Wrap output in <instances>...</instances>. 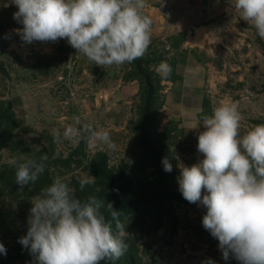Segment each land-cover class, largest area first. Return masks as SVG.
Here are the masks:
<instances>
[{
	"label": "rangeland",
	"instance_id": "374dc122",
	"mask_svg": "<svg viewBox=\"0 0 264 264\" xmlns=\"http://www.w3.org/2000/svg\"><path fill=\"white\" fill-rule=\"evenodd\" d=\"M17 6L0 0V243L6 255L0 264H35V257L18 239L26 234L31 200L54 178L61 177L83 199L94 194L118 213L127 244L124 254L100 264H239L223 260L218 240L202 226L206 208L185 200L179 191V166L198 163L203 154L187 142L176 123L161 126V61L173 66V54L158 44L131 63L99 66L77 52L66 39L25 44L14 31ZM212 79L205 106L210 114L223 101L235 102L241 114L240 132L264 122V39L244 25L237 45L222 48L207 61ZM139 74L143 81L130 80ZM150 81L147 88L145 81ZM150 104L144 128L143 109ZM79 118L109 132L114 148L67 140L63 130ZM53 130L61 136L54 139ZM145 144L147 146H145ZM157 151L173 168L161 173ZM47 156L45 171L36 182L21 187L9 160H39ZM95 182L80 190L78 178ZM203 195V191H202ZM113 233L116 220L110 216Z\"/></svg>",
	"mask_w": 264,
	"mask_h": 264
},
{
	"label": "clouds",
	"instance_id": "9594fccd",
	"mask_svg": "<svg viewBox=\"0 0 264 264\" xmlns=\"http://www.w3.org/2000/svg\"><path fill=\"white\" fill-rule=\"evenodd\" d=\"M17 6L14 31L25 44L66 39L77 52L99 66L131 63L142 57L151 43V18L144 14L146 0H11ZM232 7L264 39V0H231ZM156 72L167 78L172 68L161 61ZM241 114L235 102L223 101L203 116L197 151L203 158L191 166L180 165L177 183L183 198L206 208L202 226L218 240L224 261L264 264V122L240 132ZM54 139L61 136L53 130ZM67 140L84 139L89 145L114 148L106 130L74 124L63 130ZM46 155L39 160H9L21 187L36 182L45 171ZM172 171L168 157L161 160ZM94 176L78 178L81 191ZM203 191V195H202ZM26 234L18 242L35 257V264H100L119 259L127 249L124 227L111 203V217L96 195L83 199L63 178L56 177L31 200ZM0 254L6 248L0 243ZM202 264H216L208 258Z\"/></svg>",
	"mask_w": 264,
	"mask_h": 264
},
{
	"label": "crops",
	"instance_id": "0c3cea01",
	"mask_svg": "<svg viewBox=\"0 0 264 264\" xmlns=\"http://www.w3.org/2000/svg\"><path fill=\"white\" fill-rule=\"evenodd\" d=\"M144 14L152 20L151 43L173 54L172 76L162 82L161 126L176 123L187 142L198 143L204 131L201 116L212 79L208 58L222 48L237 45L247 21L231 0H146Z\"/></svg>",
	"mask_w": 264,
	"mask_h": 264
},
{
	"label": "trees",
	"instance_id": "16d2710c",
	"mask_svg": "<svg viewBox=\"0 0 264 264\" xmlns=\"http://www.w3.org/2000/svg\"><path fill=\"white\" fill-rule=\"evenodd\" d=\"M129 79L130 80H136V81H138L139 83H142V81H143V78L139 75V74H133V75H131L130 77H129ZM145 83H146V86H147V88H150L149 86H150V81L148 80V78H147V80L145 81ZM150 107V104L148 103V104H146L145 106H144V109H143V113H144V117H143V121L141 122V125L143 126V135H142V140H143V142L145 141V139H146V135H145V133H144V128L147 126V124H148V120H147V116H146V114H147V112H148V108ZM145 146H147L146 144H145ZM154 154L157 156V158H158V162H159V166H160V169H161V173L162 174H165V171H164V169H163V166H162V163H161V160H162V157H161V155L157 152V151H154ZM110 216L111 215H108L107 216V218H108V220H110L111 218H110Z\"/></svg>",
	"mask_w": 264,
	"mask_h": 264
}]
</instances>
